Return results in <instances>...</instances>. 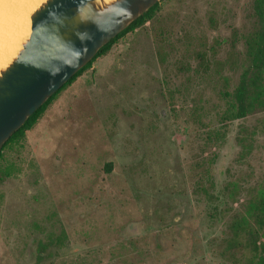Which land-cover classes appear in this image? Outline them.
<instances>
[{
	"label": "rangeland",
	"instance_id": "obj_1",
	"mask_svg": "<svg viewBox=\"0 0 264 264\" xmlns=\"http://www.w3.org/2000/svg\"><path fill=\"white\" fill-rule=\"evenodd\" d=\"M256 21L254 0H161L63 90L3 152L0 264H257L264 111L225 97Z\"/></svg>",
	"mask_w": 264,
	"mask_h": 264
},
{
	"label": "water",
	"instance_id": "obj_2",
	"mask_svg": "<svg viewBox=\"0 0 264 264\" xmlns=\"http://www.w3.org/2000/svg\"><path fill=\"white\" fill-rule=\"evenodd\" d=\"M161 0H46L0 69V151L98 52Z\"/></svg>",
	"mask_w": 264,
	"mask_h": 264
},
{
	"label": "trees",
	"instance_id": "obj_3",
	"mask_svg": "<svg viewBox=\"0 0 264 264\" xmlns=\"http://www.w3.org/2000/svg\"><path fill=\"white\" fill-rule=\"evenodd\" d=\"M159 9V3L154 5L149 11L133 22L125 31L119 34L115 39L105 45L97 54V56L81 69L70 81L63 86L55 95H53L41 108H39L28 121L7 141L0 151V163L3 160V152L10 144L15 143L24 138L27 131L31 130L38 120L46 112L47 108L56 100L57 96L68 86L73 84L85 71L92 68L93 63L111 50L114 44L126 36L129 32L135 31L143 26L147 21L154 18ZM254 11L256 17V27L254 31L246 38V58L241 65L242 72L239 83L233 93H225V97L229 98L226 116L230 120L245 119L249 115L257 111H264V0H254ZM1 170V169H0ZM112 165L106 166V171L111 172ZM2 179L10 177L9 169L3 171ZM207 195L210 192L204 190ZM261 211L264 210V203ZM65 242V235L58 237L56 243L61 246ZM50 243L39 242L37 249V259L42 261L48 257ZM260 252L257 264H264V232L261 235V245L257 248Z\"/></svg>",
	"mask_w": 264,
	"mask_h": 264
},
{
	"label": "bare ground",
	"instance_id": "obj_4",
	"mask_svg": "<svg viewBox=\"0 0 264 264\" xmlns=\"http://www.w3.org/2000/svg\"><path fill=\"white\" fill-rule=\"evenodd\" d=\"M46 0H0V69L6 67L31 33V15Z\"/></svg>",
	"mask_w": 264,
	"mask_h": 264
}]
</instances>
